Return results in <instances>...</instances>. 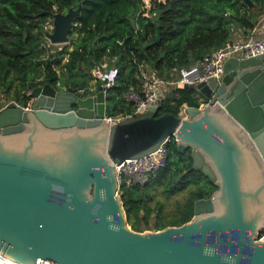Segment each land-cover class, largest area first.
<instances>
[{
	"label": "water",
	"instance_id": "water-1",
	"mask_svg": "<svg viewBox=\"0 0 264 264\" xmlns=\"http://www.w3.org/2000/svg\"><path fill=\"white\" fill-rule=\"evenodd\" d=\"M80 6L56 11L52 42H67ZM209 99L158 103L110 123L105 86H34L24 106L0 108V254L21 264H264V58L231 56L219 78L178 83ZM190 148L192 167L217 188L178 225L134 230L115 167L159 158L163 140Z\"/></svg>",
	"mask_w": 264,
	"mask_h": 264
},
{
	"label": "trees",
	"instance_id": "trees-1",
	"mask_svg": "<svg viewBox=\"0 0 264 264\" xmlns=\"http://www.w3.org/2000/svg\"><path fill=\"white\" fill-rule=\"evenodd\" d=\"M77 5L68 42L46 48L45 20ZM263 14L264 0H0V90L24 106L28 91L45 82L59 89L71 86L84 96L100 83L96 80L90 88V69L107 55L118 73L105 99L112 105L111 115H126L131 103L121 93L138 82V62L145 61L160 75L188 67L227 41L245 38ZM195 93L190 87L170 89L160 98L155 115L177 113L182 103L198 105ZM166 146L165 164L144 184H119L126 222L134 230L189 220L194 200L217 188L201 169L192 167L189 147L179 152L173 136ZM152 182L162 185L167 195L197 185L167 212L150 205L151 194L143 188Z\"/></svg>",
	"mask_w": 264,
	"mask_h": 264
},
{
	"label": "built area",
	"instance_id": "built-area-1",
	"mask_svg": "<svg viewBox=\"0 0 264 264\" xmlns=\"http://www.w3.org/2000/svg\"><path fill=\"white\" fill-rule=\"evenodd\" d=\"M264 18V14L262 16ZM44 25H52V16L48 17ZM65 42H52L46 35L44 37V46H57L60 48ZM261 55L264 58V36L249 33L245 38L233 39L227 41L223 45L214 48L212 51L205 53L201 58L195 61L188 67H173L170 70L171 77L158 74L148 63L140 61L137 63L138 73L136 84L129 83L122 91V98L131 103V112L126 115H136L147 109L148 103H158L167 91L174 87H178V83H197L200 80H207L211 77L219 78L223 72V62L226 58L235 57H250ZM44 57V56H43ZM176 71H173L175 70ZM93 80H99L105 86L106 91L114 85L118 73L116 65L109 63V57L102 55L90 69ZM30 90L28 91V93ZM195 97L198 101V106H202L207 100L201 97L197 92ZM177 115L186 117L187 112L183 106H179ZM125 115L122 114H107L105 118L113 123ZM175 140L177 138L172 135ZM166 141L164 144L162 156L159 158H144L140 159V155L131 158H125L121 161V166L115 167L116 178L120 184L138 183L144 184L147 179L161 168L167 158ZM257 240H264V228L256 235ZM6 257L0 254V260H5ZM14 261V260H13ZM17 264H21L15 261Z\"/></svg>",
	"mask_w": 264,
	"mask_h": 264
},
{
	"label": "rangeland",
	"instance_id": "rangeland-1",
	"mask_svg": "<svg viewBox=\"0 0 264 264\" xmlns=\"http://www.w3.org/2000/svg\"><path fill=\"white\" fill-rule=\"evenodd\" d=\"M51 29H52V25L51 26H49V25L45 26V28L42 30L43 38L46 35L45 32L51 31ZM52 47H57V46H46V48H52ZM43 56H45V54H43ZM65 57H66V55L63 56L62 61L65 59ZM57 71L60 72V69H57ZM173 71H176V69L173 70ZM163 75L166 76V77H171L172 76L170 74V71L165 72ZM94 81L95 80H93V78L91 76V78L89 79L90 85H92V86L95 87ZM194 92H197L198 94H201L197 89H194ZM29 101H30V99H29ZM12 102H15V100L13 99V97L11 95L6 96L0 90V108L3 107V106H5L6 104L12 103ZM196 185L197 184L192 183V184H190L189 186L185 187L182 190H179V191H177V192H175L173 194L167 195L163 191L162 185L156 184V183L152 182L150 185L145 186L143 188V191L145 193L151 194V200H150L149 203L153 207V209H156L157 207L161 206L163 210H166L167 212H169V210L173 209V206L177 202L184 201L185 198H187L189 196V193H190L191 189H193L194 187H196ZM117 193L120 194L121 191L118 189ZM151 216L152 217L154 216V211H152ZM148 229L149 230H154L153 228H148ZM144 230H147V229H144Z\"/></svg>",
	"mask_w": 264,
	"mask_h": 264
},
{
	"label": "crops",
	"instance_id": "crops-1",
	"mask_svg": "<svg viewBox=\"0 0 264 264\" xmlns=\"http://www.w3.org/2000/svg\"><path fill=\"white\" fill-rule=\"evenodd\" d=\"M250 33L259 35V36H264V18H260L254 27L251 29ZM90 88H94V86L91 85Z\"/></svg>",
	"mask_w": 264,
	"mask_h": 264
},
{
	"label": "bare ground",
	"instance_id": "bare-ground-1",
	"mask_svg": "<svg viewBox=\"0 0 264 264\" xmlns=\"http://www.w3.org/2000/svg\"><path fill=\"white\" fill-rule=\"evenodd\" d=\"M0 264H17L15 261L7 258L5 260H0Z\"/></svg>",
	"mask_w": 264,
	"mask_h": 264
},
{
	"label": "flooded vegetation",
	"instance_id": "flooded-vegetation-1",
	"mask_svg": "<svg viewBox=\"0 0 264 264\" xmlns=\"http://www.w3.org/2000/svg\"><path fill=\"white\" fill-rule=\"evenodd\" d=\"M199 95H200L201 97H204L202 94H199ZM204 100H207V101H208L209 99H207V98L204 97ZM261 230H262V229H261Z\"/></svg>",
	"mask_w": 264,
	"mask_h": 264
}]
</instances>
